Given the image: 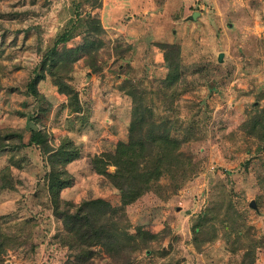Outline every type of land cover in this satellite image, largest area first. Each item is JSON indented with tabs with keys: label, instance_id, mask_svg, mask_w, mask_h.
Segmentation results:
<instances>
[{
	"label": "rangeland",
	"instance_id": "rangeland-1",
	"mask_svg": "<svg viewBox=\"0 0 264 264\" xmlns=\"http://www.w3.org/2000/svg\"><path fill=\"white\" fill-rule=\"evenodd\" d=\"M143 109L181 159L121 210L123 188L91 160ZM37 130L52 153L29 144ZM0 131L23 143L0 150V264H76L51 161L69 175L61 202L106 200L139 243L116 238L86 264H264V0H0Z\"/></svg>",
	"mask_w": 264,
	"mask_h": 264
},
{
	"label": "trees",
	"instance_id": "trees-1",
	"mask_svg": "<svg viewBox=\"0 0 264 264\" xmlns=\"http://www.w3.org/2000/svg\"><path fill=\"white\" fill-rule=\"evenodd\" d=\"M96 2L98 0H95ZM99 6V3H97ZM99 19L96 18V23ZM68 40L62 35L60 42ZM56 53V49L52 54ZM89 64H93L91 58ZM28 91L31 95L37 96L36 79L28 84ZM65 92L68 95L69 104L78 111L79 104L77 94L72 86L67 85ZM146 110V109H145ZM149 110L136 111L129 123L128 138L124 142H119L117 149L112 151L110 159H103L94 156L91 160L94 170L107 178L114 186L122 187L120 194V207L123 210L126 205L134 202L144 193L152 190L157 181L167 173L173 165H176L180 158L178 152L179 141L170 137L168 132L159 131L160 129L145 126L146 118L149 117ZM22 141V134L19 131H0V150L10 147H19ZM11 144V145H9ZM29 144L39 145L43 153L50 154L51 148L44 134L41 131H33ZM65 149L63 153L69 152ZM62 150L59 160L63 155ZM74 159L69 155L65 161ZM113 165L114 172H109L107 167ZM52 191L51 201L53 205V213L60 218L64 233L61 234V240L70 249H76V264H86L94 254V247L101 246L112 250L111 243L117 238L119 240V248L125 251H133L138 247L132 235L124 236L125 239L119 237L112 228V217L115 210L110 204L102 199H90L80 202L78 205L61 202L58 194L61 189L69 184V175L65 169H59L51 161ZM12 185L6 182L0 185V188H10ZM118 245V241H116ZM64 264H72L67 261ZM121 264H126L122 262Z\"/></svg>",
	"mask_w": 264,
	"mask_h": 264
},
{
	"label": "water",
	"instance_id": "water-1",
	"mask_svg": "<svg viewBox=\"0 0 264 264\" xmlns=\"http://www.w3.org/2000/svg\"><path fill=\"white\" fill-rule=\"evenodd\" d=\"M195 14H196V13H195ZM195 14H193V16H192L193 18L196 17ZM218 57H219V59H220V58L222 57V53H220Z\"/></svg>",
	"mask_w": 264,
	"mask_h": 264
},
{
	"label": "crops",
	"instance_id": "crops-1",
	"mask_svg": "<svg viewBox=\"0 0 264 264\" xmlns=\"http://www.w3.org/2000/svg\"><path fill=\"white\" fill-rule=\"evenodd\" d=\"M195 13H196V12H193V13H192V16H193V14H195ZM195 15H196V14H195ZM192 18H193V17H192ZM194 18H195V17H194ZM194 18H193V19H194Z\"/></svg>",
	"mask_w": 264,
	"mask_h": 264
}]
</instances>
